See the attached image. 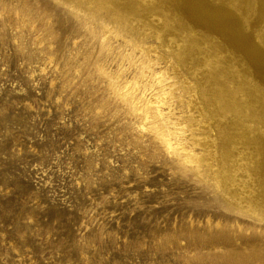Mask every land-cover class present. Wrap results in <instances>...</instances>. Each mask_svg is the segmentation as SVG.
<instances>
[{"label":"rangeland","instance_id":"374dc122","mask_svg":"<svg viewBox=\"0 0 264 264\" xmlns=\"http://www.w3.org/2000/svg\"><path fill=\"white\" fill-rule=\"evenodd\" d=\"M137 1L152 12L151 0ZM172 1L184 14L185 0ZM199 1L230 15L264 55V0ZM149 19L157 31L146 43L159 47L163 21ZM192 22L197 66L213 58L233 67L221 99L251 105L260 97L264 108V76L246 71L248 60L208 21ZM121 39L120 48L105 51L96 30L53 0H0V264H264V224L226 211L192 165L154 139L143 116L110 88L106 74L121 73L166 103L172 121L189 114L161 91L159 68L175 76L161 49L143 74L137 52ZM194 107V137L208 142ZM260 116L236 130L250 143L244 151L235 146L234 180L243 194L264 149ZM196 148L221 163L219 143Z\"/></svg>","mask_w":264,"mask_h":264},{"label":"bare ground","instance_id":"6f19581e","mask_svg":"<svg viewBox=\"0 0 264 264\" xmlns=\"http://www.w3.org/2000/svg\"><path fill=\"white\" fill-rule=\"evenodd\" d=\"M53 1L65 6L76 18L83 19L90 30H96L103 50L112 52L120 48L115 39L122 37L123 47L129 45L130 53L137 52L141 65L139 71L143 74L156 66L152 52L156 48L161 49L160 56L174 64L175 76L171 77L163 68H159L156 72L160 78L158 82H165L167 87L161 91H167L170 102L189 113L183 123L172 121L170 113H164L162 110L166 103L160 104L156 98L147 97L144 88L140 89L137 85L123 80L121 73L106 74L110 80V88L114 93L121 95L133 112H139L143 116L142 119L149 125L154 139L166 150L177 152L183 163L192 165L206 185L220 195L222 207L226 211L264 224V149L259 152L253 177L251 182L246 184L248 190L245 194L240 192L234 180L237 162L235 146L244 151L250 145L243 136L236 137V130L253 122L254 112H260V117L264 118L262 98L252 100L251 105L246 102H224L221 99V87L230 88L233 85V67L225 66L226 62L213 58L204 61V68L197 66V58L193 54L199 47V40L196 38L197 34L187 28L193 20L196 21L195 24H206L208 21L212 25L210 28L216 30L215 33L224 43L240 50L242 56L248 60L244 62L246 71L252 68L256 77L264 76V55L235 28L230 15L218 9H209L199 0H185L182 7L184 14L172 0H151L154 5L152 12L150 4L137 0ZM150 15H159L163 21L164 29L158 32L156 39L159 47L146 43L148 33L157 31L154 22L149 19ZM166 32L168 36L173 32L175 39H168L167 34L164 35ZM180 70L183 71L182 75H179ZM176 77H182L180 85ZM231 94L234 96V88ZM185 103L188 106H185ZM194 106H197L199 113L198 130L207 132L208 142L199 141L194 137ZM213 143L220 144L221 163L197 151V146L211 148ZM256 148H260L258 143ZM214 164H217L216 167L221 164L223 166L213 171L216 168L213 167ZM234 256V253L226 254V257Z\"/></svg>","mask_w":264,"mask_h":264}]
</instances>
